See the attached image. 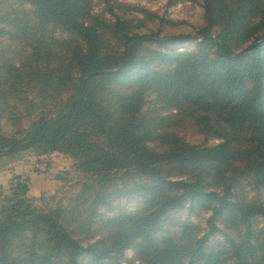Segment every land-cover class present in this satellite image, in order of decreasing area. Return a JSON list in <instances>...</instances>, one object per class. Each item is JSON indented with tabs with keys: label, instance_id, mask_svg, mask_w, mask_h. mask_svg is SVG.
Returning <instances> with one entry per match:
<instances>
[{
	"label": "trees",
	"instance_id": "trees-1",
	"mask_svg": "<svg viewBox=\"0 0 264 264\" xmlns=\"http://www.w3.org/2000/svg\"><path fill=\"white\" fill-rule=\"evenodd\" d=\"M110 2L0 0V157L70 162L40 205L0 186V264H264V0H202L194 35Z\"/></svg>",
	"mask_w": 264,
	"mask_h": 264
},
{
	"label": "rangeland",
	"instance_id": "rangeland-1",
	"mask_svg": "<svg viewBox=\"0 0 264 264\" xmlns=\"http://www.w3.org/2000/svg\"><path fill=\"white\" fill-rule=\"evenodd\" d=\"M111 4L114 3H122L126 5H135L139 7L145 8L149 13H156L158 18L163 19V22H159L158 20L153 22H147L146 26L148 30H156L158 29V25H160L161 31L163 35H179V34H195V30L203 25L204 19V11L202 9V0H111ZM105 7L103 4V0H94V12L96 14H104L106 19H110V16L107 13H104ZM116 11V9H115ZM134 16L138 18H142V16L136 12L132 13ZM141 33H147L146 30H142ZM147 104H151L149 106L158 107L154 105L155 96L150 94L147 96ZM167 114V112L165 113ZM3 128L8 131L9 127L6 122H3ZM29 121L25 120L23 126H28ZM179 135L183 137L190 144H200L211 146L217 144L218 142L215 140H205L203 136L197 134L195 130L185 128L182 131H179ZM61 157V155H60ZM63 158V159H62ZM59 162H62L65 158L62 157ZM57 162V157L55 158ZM63 164V163H61ZM68 168L66 165L63 166V169L58 171H53L51 169L46 173L47 176L51 174L52 181L55 179L56 184L60 182L57 177H62L68 175ZM44 175L45 173H41ZM34 176L42 178L39 175L34 174ZM25 181V180H24ZM57 186L55 187L56 190ZM54 190V191H55ZM53 191V193H54ZM49 192V191H48ZM52 193V194H53ZM33 194L40 195L39 190H35ZM51 194V195H52ZM44 195V194H42ZM40 197H35L36 200L42 201L44 198L49 197L48 195ZM261 200L264 203V192L260 193ZM35 198L31 197L34 202ZM139 199H126L122 198L115 203V206L118 210L132 211L136 208ZM210 213L205 214V218H207ZM177 218L181 220H189L192 223L199 224L201 227H205L204 220H198L197 217L193 215H188L186 211H183L176 215ZM133 253L131 250L126 251L125 258L126 261L122 264H128L130 260H132Z\"/></svg>",
	"mask_w": 264,
	"mask_h": 264
},
{
	"label": "crops",
	"instance_id": "crops-1",
	"mask_svg": "<svg viewBox=\"0 0 264 264\" xmlns=\"http://www.w3.org/2000/svg\"><path fill=\"white\" fill-rule=\"evenodd\" d=\"M56 157L57 162L55 161ZM62 157L63 156L61 155L60 157V154L58 153H52L47 157L40 158L33 152H19L8 156H1L0 186L6 187L14 177L18 176L28 183V196L30 198H35L36 196L40 197L42 194H44L42 196H49L53 193L58 183L56 184L55 179L52 181L51 174L47 176L46 173L49 169H51L52 172L63 169L64 165L69 167L70 162L67 159L59 162ZM41 173L45 174L42 175ZM34 174L39 175L42 178L36 177ZM37 189L39 190L40 195L33 194ZM38 199H34L35 205L41 204V201Z\"/></svg>",
	"mask_w": 264,
	"mask_h": 264
}]
</instances>
